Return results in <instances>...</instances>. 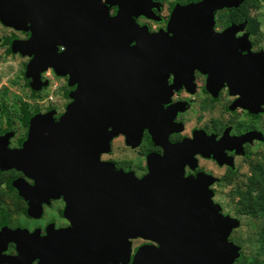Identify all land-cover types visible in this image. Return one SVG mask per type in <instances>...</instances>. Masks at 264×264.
I'll return each instance as SVG.
<instances>
[{"label": "water", "instance_id": "1", "mask_svg": "<svg viewBox=\"0 0 264 264\" xmlns=\"http://www.w3.org/2000/svg\"><path fill=\"white\" fill-rule=\"evenodd\" d=\"M243 1L174 2L166 30L148 33L133 18L150 17V8L158 7L152 0H0V21L29 30L25 40L13 41L12 50L30 56V86L45 85L39 73L47 67L67 75L71 86L57 121L53 110L30 118L21 148L9 149L11 132L0 133V170L14 168L33 179L32 185L22 177L11 182L27 201V215L39 217L42 203L62 195L70 225L55 229L48 223L44 235L37 228L2 225L0 264L125 263L135 237L150 242L136 249L131 264H232L238 248L227 237L237 220L212 203V175L184 176L183 167H195V153L229 164L223 150L240 151L251 136L228 139L224 133L214 142L195 131L191 139L169 143L168 134L181 130L173 116L183 105L162 104L180 80L190 81L199 69L207 72L212 95L223 81L240 95L230 108L260 111L264 55L247 51L246 34L234 36L244 21L213 30L216 10ZM113 5L117 10L110 15ZM144 128L162 151L147 155L140 178L98 160L112 136L121 133L134 147ZM8 242L15 255L1 254Z\"/></svg>", "mask_w": 264, "mask_h": 264}, {"label": "rangeland", "instance_id": "2", "mask_svg": "<svg viewBox=\"0 0 264 264\" xmlns=\"http://www.w3.org/2000/svg\"><path fill=\"white\" fill-rule=\"evenodd\" d=\"M159 1L163 3L162 12H164V8L174 0ZM182 1L179 2L182 3ZM244 8L247 10L248 20H243L244 26L236 35L246 34L247 40L252 43L253 50L264 54V0H247ZM228 9L221 8L214 12V32L221 31V28L229 23ZM252 21L256 22L255 30ZM250 29L254 31H247ZM28 35L29 30H14L0 24V128L7 126L12 132L8 146H13L17 142L15 140L24 137L26 133L24 112L31 116L34 112L44 113L51 108L49 110H53L54 114L63 113L65 110L63 105L67 100L70 101L69 97L67 99L66 90L69 86L65 76L56 75L50 71V68L44 70L40 76L41 81L46 82L45 85L38 89L30 86V78L27 79L24 75L30 56L19 54L17 51L11 52L8 44L5 43V39L10 36L22 40ZM230 99L231 97L222 93L218 102L211 103L207 99L203 100L198 108L190 109L180 134L187 133L193 127H200L206 133H218L219 121H226V124H232L235 129L236 127L238 129L242 123H246L245 118L249 117L243 114L242 110L236 111L233 115L225 112L223 107ZM115 142L116 140L112 141L109 156L125 161L131 160L136 169V175L144 172L142 164L145 148L137 146L138 144L132 147L121 141L119 145H116L117 142ZM101 157L106 155L102 154ZM228 159L229 164H215L200 159L198 165L215 178L208 186L212 192V203L220 207L222 214L229 215L238 222L227 237V240L238 248V255L232 264H264V251L261 247V241H264V207L257 211L258 196L264 188L259 172V166L264 163V135L256 138L244 149L229 153ZM17 175L18 173L12 170H0V220L5 218L6 226L25 228L28 232L36 228L42 230L49 220H53L55 224H65V221L63 222L58 216L62 205L57 200L48 203V206L42 205L39 218L24 214L25 205L17 195L16 189L13 186L7 189L5 185L6 180ZM18 176L22 177V174ZM129 240L130 251L145 242L138 237ZM14 252L13 245L8 242L1 254Z\"/></svg>", "mask_w": 264, "mask_h": 264}, {"label": "flooded vegetation", "instance_id": "3", "mask_svg": "<svg viewBox=\"0 0 264 264\" xmlns=\"http://www.w3.org/2000/svg\"><path fill=\"white\" fill-rule=\"evenodd\" d=\"M152 1L153 2H157L158 3V7H151L150 8V14H151L150 17H146L145 15H138V16L134 17L133 19L138 25H145L148 33L157 32V31H165L166 30V23H167V21L169 19L170 12H171V9H172V5H173L174 2H177V1L174 0V1L170 2V4H168L167 7L164 8V10H163L164 12H162L163 3L161 1H159V0H152ZM195 1H197V0L189 1V2H195ZM244 1H247V0H244ZM178 3H180V2H178ZM184 3H188V2H182L180 4H184ZM107 9H108V13L110 15H112V14H114L116 12L117 6L113 5V6L108 7ZM229 23L232 24L233 22H229ZM0 24L5 26V27L12 28L10 26L4 25L1 21H0ZM234 24H239V23H234ZM27 25H28V23H27ZM227 25H225V26H227ZM224 27H222L221 29H223ZM236 33L234 34V36L238 37V35H236ZM14 40H19V39H16V38H14L12 36H10V37L5 39V43L8 44V48L10 49L11 52L13 51L12 50V44H13ZM22 40H25V39H22ZM248 43H249V48H248L247 51L250 52V53H258V52H256V50H253L252 43L249 42V41H248ZM60 49L61 48L58 47V50H60ZM247 51L239 50L240 54H244ZM24 55L28 56L27 54H24ZM47 68H50V71L54 72L51 67H47ZM25 71H26V67H25ZM25 71H24V75H25ZM42 72H44V71H42ZM42 72L39 73V78H40ZM207 75H208L207 72H202L199 69H194L192 71V73H191V80L190 81H182V80H180L179 81V86L177 88H172L171 89V94L169 96V101L167 103H163L162 104V108L165 109V108H167L168 105H172V104H175L176 107H179L180 103H182V105H183L182 108L183 109L177 110L174 113V116H173V121L174 122H179L181 124V130H182L183 127H184L185 118L187 116V113L190 111V109H192L193 107L198 108L201 105L203 100H207L208 99V101L211 102V103L218 102L220 94L225 93L229 97H231V99L228 101L227 105H224V107H223L225 109V112H227L229 115H233V114H235L236 111L242 110L243 114H245L247 117H249V118H245V120H247L246 123H242L238 127V129H237V127L235 129L234 125L232 126V124H229V123L226 124V121L225 122L219 121L218 122V133H215V132L206 133L205 130L201 129L200 127L199 128H194L193 127V128H191V130H189L185 134H180L181 130H179L177 132L173 131V132H170L168 134L167 141L169 143H175V142H180L183 138H190L191 139L193 137V133L195 131L202 132L205 136H210L211 135L213 137V141L214 142L215 141L217 142L222 137V135L224 133H225V135L227 136L228 139H230L231 137H239V136L244 135V134H250L249 135V136H251V137H249L250 139H247L244 142H242L240 147H239V149H238V150H242V149H244V147H246L247 145H249L253 141H255L256 138H259L262 135H264V103H261L258 106V108H260V111H257V112H250V111H248L246 108H244L242 106H235L234 108H230V105L234 101L238 100L240 98V95L237 94V93L231 94L229 92V88H228V85H227L226 81H223L222 86L219 87V89L216 91V94L212 95V93L206 89ZM59 76H65L66 81H67V77H68L67 75H59ZM172 77H173L172 74L169 73L168 77L166 78L167 85H171L172 84V81H173ZM27 79H29V78L27 77ZM217 80L219 81V79H217ZM217 80H216V83L218 82ZM30 81H31V79H29V82ZM40 81H41V79H40ZM39 88H41V87H39ZM70 88H71V86H69L67 88V90H66L67 99H69L68 98V91L70 90ZM188 88L192 89V91H189ZM68 101L69 100H67V102ZM66 103L63 105L64 109H65ZM49 109H51V108H49ZM49 109H47L45 112L50 111ZM61 113L62 112H60L58 114H54L53 113V115H52L53 116V120L57 121ZM36 114H43V113L34 112L30 116L27 112H24L23 120H24V127L26 128V133H25L24 137H22L20 139H16L15 141H17V142L14 143L13 146H8L9 145V139L12 136V132L9 130V128L7 126H3V127L0 128V133L1 132H7V131L11 132V135L8 137L7 143H6V146L9 149H18V148L22 147L23 141L25 140V138L27 137V134H28L29 120H30V118L32 116H34ZM175 135H178V136L175 137ZM113 140H116V142H117V143L115 142L116 145H119V141H121L123 144H126L123 134L119 133L117 135L112 136L110 138V140L108 141V150L100 152L99 155H98V160L100 162H110L113 165V170H121L123 172H129L130 171V172H132L133 176L136 177V178H140L142 175H144L147 172V164H146L147 155L149 153H159V154H161V151H162L160 146H157V145H155L152 142L149 132L147 131V129L144 128L142 130V132H141L140 141H139V143L137 145V146H142V147L145 148V151H144L145 154L143 155V164H142L143 168H144V172L136 175V172H135L136 169H135V167H133L131 160L125 161V160H122L120 158L109 156L110 152L112 150L111 144H112ZM233 152H236V150L234 148L233 149H224L223 150V153L226 156L227 160H229L228 159L229 153H233ZM102 154L106 155V157H101ZM193 158L195 159V167L194 168H190L188 166V164L184 165V167H183V175L184 176H188V175L194 176L197 172H203V171H204V173L211 175L210 172H206L204 168L200 167L198 165V162L201 159V160H208V161H211V162H214L215 164H217V161L215 159H213L211 156H208V157L202 156L199 153H195L193 155ZM6 170H12V171L18 173V175L22 174V178L24 179V182H26L28 185H32L33 184V179L27 177L26 175H23V173L21 171L16 170L14 168H9V169H6ZM1 171H4V170H1ZM17 176H14V178L10 179V187L12 186L11 185L12 180H14L15 178L19 177V176L18 177ZM15 191L17 193V190H15ZM19 198L24 202V205H25L24 214H27L26 213L27 201L25 199L23 200L20 196H19ZM54 200L59 201L61 203V205H62L61 209L59 210L58 216L61 218V220H63V222L65 221V224H55L53 220H49L43 226L42 230L38 229L40 235H44L45 234V228H46V225L48 223H52V225H53V227L55 229L64 228V227L70 225L69 221L63 215V209H64V206H65V202H64V200L62 198V195H59L56 198H49L48 199V203H51ZM48 203H42L41 204V213H42V205H43V207L44 206H48L47 205ZM41 213H40V216H41ZM138 238H141V237H138ZM141 239H143V238H141ZM144 240H145L144 243H149L150 242L149 240H146V239H144ZM129 242H130V240H129ZM144 243H141L140 245H142ZM10 244L13 245V249L15 250L14 244L12 242H10ZM140 245L134 247L130 251L128 261H126L125 263H122L121 261H118L117 264H131L132 256L135 254L136 249ZM154 245H155V243H154ZM15 254H16V251L13 254H4V255H15ZM36 263H37V259H34L29 264H36Z\"/></svg>", "mask_w": 264, "mask_h": 264}, {"label": "trees", "instance_id": "4", "mask_svg": "<svg viewBox=\"0 0 264 264\" xmlns=\"http://www.w3.org/2000/svg\"><path fill=\"white\" fill-rule=\"evenodd\" d=\"M177 2H179L180 0H175ZM189 1H194V0H183L182 2H189ZM246 1H243L242 3H240L237 7L235 8H229L228 9V21L229 22H233V23H240L242 22L244 19H247V10L246 8H244V4ZM251 21V20H250ZM252 23H254V30L256 28V22L252 21ZM253 29H250V31H254ZM249 31V30H248ZM259 172H260V176L262 178L263 181V187H264V163L262 165L259 166ZM6 188L10 189V179L6 180L5 182ZM258 204H257V211H259L260 209H262L264 207V188L260 191V195L258 196ZM3 214V213H2ZM4 215V214H3ZM5 217V216H4ZM0 225H7V222L5 220V218H3L2 220H0ZM261 247L264 251V241H261Z\"/></svg>", "mask_w": 264, "mask_h": 264}]
</instances>
